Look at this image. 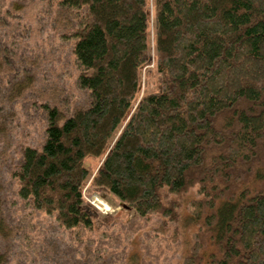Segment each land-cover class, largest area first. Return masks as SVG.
Instances as JSON below:
<instances>
[{"label":"trees","instance_id":"trees-1","mask_svg":"<svg viewBox=\"0 0 264 264\" xmlns=\"http://www.w3.org/2000/svg\"><path fill=\"white\" fill-rule=\"evenodd\" d=\"M58 3L85 9L72 52L91 99L69 116L45 105L44 140L22 148L13 172L18 196L62 228L90 229L84 160L101 157L91 184L160 216L156 230L173 240L169 196L196 188L181 264H264V0ZM149 6L159 87L136 100Z\"/></svg>","mask_w":264,"mask_h":264},{"label":"rangeland","instance_id":"rangeland-1","mask_svg":"<svg viewBox=\"0 0 264 264\" xmlns=\"http://www.w3.org/2000/svg\"><path fill=\"white\" fill-rule=\"evenodd\" d=\"M148 28L150 52L141 68L136 100L159 87L153 51L152 9ZM84 8H68L58 0H0V252L3 264H181L197 226L190 201L196 188L181 196L177 229L164 235L156 228L161 217L140 216L91 178L101 157L88 156L91 177L83 198L94 210L93 225L62 228L52 215L34 209L17 194L13 172L25 145L44 140L47 109L57 106L69 116L87 107L90 93L77 85L79 66L72 33ZM21 90V91H20ZM20 91V93H19ZM103 203V204H102ZM105 207V208H104Z\"/></svg>","mask_w":264,"mask_h":264},{"label":"water","instance_id":"water-1","mask_svg":"<svg viewBox=\"0 0 264 264\" xmlns=\"http://www.w3.org/2000/svg\"><path fill=\"white\" fill-rule=\"evenodd\" d=\"M123 206L128 208V206L126 204H123Z\"/></svg>","mask_w":264,"mask_h":264},{"label":"bare ground","instance_id":"bare-ground-1","mask_svg":"<svg viewBox=\"0 0 264 264\" xmlns=\"http://www.w3.org/2000/svg\"><path fill=\"white\" fill-rule=\"evenodd\" d=\"M103 204V203H102ZM105 208V207H104Z\"/></svg>","mask_w":264,"mask_h":264}]
</instances>
